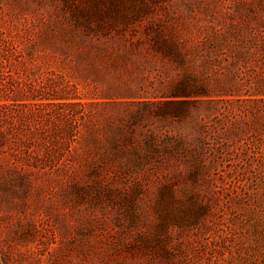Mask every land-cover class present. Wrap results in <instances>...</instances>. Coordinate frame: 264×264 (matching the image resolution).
Masks as SVG:
<instances>
[{
	"label": "rangeland",
	"instance_id": "rangeland-1",
	"mask_svg": "<svg viewBox=\"0 0 264 264\" xmlns=\"http://www.w3.org/2000/svg\"><path fill=\"white\" fill-rule=\"evenodd\" d=\"M260 98L264 0H0V264H264Z\"/></svg>",
	"mask_w": 264,
	"mask_h": 264
},
{
	"label": "trees",
	"instance_id": "trees-1",
	"mask_svg": "<svg viewBox=\"0 0 264 264\" xmlns=\"http://www.w3.org/2000/svg\"><path fill=\"white\" fill-rule=\"evenodd\" d=\"M260 99L262 101H264V98H260ZM166 104L169 106V105H174L177 103L176 102H166ZM260 142H264V140H262ZM245 143L247 145V149L251 150L249 157L254 158L259 163L264 162V152L262 150V147H260V145L252 146L251 142H249V141H246Z\"/></svg>",
	"mask_w": 264,
	"mask_h": 264
}]
</instances>
